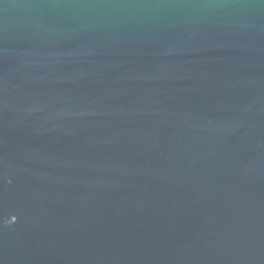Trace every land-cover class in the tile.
<instances>
[{
    "label": "water",
    "instance_id": "95a60500",
    "mask_svg": "<svg viewBox=\"0 0 264 264\" xmlns=\"http://www.w3.org/2000/svg\"><path fill=\"white\" fill-rule=\"evenodd\" d=\"M0 264H264V0H0Z\"/></svg>",
    "mask_w": 264,
    "mask_h": 264
}]
</instances>
